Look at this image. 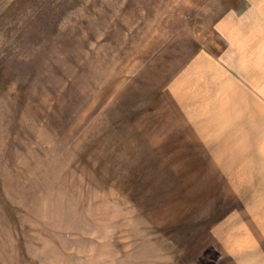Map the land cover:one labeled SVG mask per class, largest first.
<instances>
[{
    "label": "rangeland",
    "instance_id": "1",
    "mask_svg": "<svg viewBox=\"0 0 264 264\" xmlns=\"http://www.w3.org/2000/svg\"><path fill=\"white\" fill-rule=\"evenodd\" d=\"M262 1L0 0V264H264Z\"/></svg>",
    "mask_w": 264,
    "mask_h": 264
},
{
    "label": "crops",
    "instance_id": "2",
    "mask_svg": "<svg viewBox=\"0 0 264 264\" xmlns=\"http://www.w3.org/2000/svg\"><path fill=\"white\" fill-rule=\"evenodd\" d=\"M259 10V16H261L263 21L264 11L262 9ZM233 28L231 42L239 51L240 58H242L240 63H244L245 66V59L251 58L249 62L252 69L250 71L264 73V28L254 27L247 20L242 24V27L234 26ZM244 71L248 72L246 69Z\"/></svg>",
    "mask_w": 264,
    "mask_h": 264
}]
</instances>
